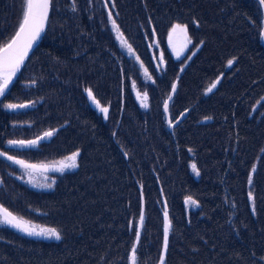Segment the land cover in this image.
<instances>
[{
  "label": "trees",
  "instance_id": "obj_1",
  "mask_svg": "<svg viewBox=\"0 0 264 264\" xmlns=\"http://www.w3.org/2000/svg\"><path fill=\"white\" fill-rule=\"evenodd\" d=\"M24 2L0 0V46L15 31ZM106 2L76 0L73 12L72 0H54L45 33L0 101V152L11 153L8 140L52 129L48 141L27 150L30 160L80 152L77 168L46 191L19 182L0 156V203L61 234L44 240L0 226V264H129L134 243L138 264H159L165 211L171 222L165 264H264V46L257 0H112L118 26L141 59L150 58L153 35L165 49L174 23L185 24L192 39L183 58L166 52L161 75L147 88V110L131 95L135 63L116 48ZM175 81L170 115L189 111L169 130L163 102ZM86 88L108 107L106 120L87 103ZM4 102L35 106L6 111ZM188 196L198 206L187 212Z\"/></svg>",
  "mask_w": 264,
  "mask_h": 264
},
{
  "label": "snow or ice",
  "instance_id": "obj_2",
  "mask_svg": "<svg viewBox=\"0 0 264 264\" xmlns=\"http://www.w3.org/2000/svg\"><path fill=\"white\" fill-rule=\"evenodd\" d=\"M54 0H25L24 8L22 10V19L18 24L17 31L14 36L3 46H0V96H4L6 91L9 88V85L12 83L13 77L20 70L21 65H23L25 58L28 55L29 50L32 48L33 44L38 40L40 34L45 30V25L49 20L50 9L52 8ZM260 4H264V0H259ZM115 5H113L114 7ZM77 4L76 0H72L71 3V11L76 12ZM108 19L111 23L112 29L117 34V39L121 42L122 46H126L129 52L132 51L131 45L127 43V40L124 38L123 33L120 31L119 26L117 25L115 19L112 17L111 11L108 12ZM153 33H155V29H153ZM181 36L183 38V42L180 45L179 49L173 43V36ZM261 35L264 36V29L261 30ZM169 44L172 46L173 51L176 52V55L179 56L181 52L192 43L191 37L188 35L187 26L179 23L173 24L168 34ZM152 45H150L151 47ZM191 57H189L190 59ZM139 59V57H137ZM234 59H229L227 61L228 66L233 65ZM161 61H163V55L161 54ZM141 67H143V63L141 62ZM159 67V65L157 66ZM144 72L147 75L148 69L144 68ZM220 78L218 77L216 81H214L206 92H211L213 88L216 87V84L219 82ZM31 84H35L36 81L32 80ZM133 87H135V83H133ZM173 92L176 90V84H172ZM85 92L87 93L88 99L96 105V107L102 112L107 119L108 107L102 106L100 101L96 99L93 94L91 88H86ZM137 99L140 100L141 106L144 108L148 107V94L147 92L141 95L137 93ZM171 99V97H169ZM34 103V102H32ZM6 109L14 110L18 108H26L29 107V104H13L9 103L4 105ZM164 109L168 111V102L165 101ZM183 115V113H181ZM205 119H210V117H205ZM169 126L173 124L172 120L168 121ZM56 132V129L49 130L43 134V136H38L34 140L23 141V140H9L7 143L9 145H19L21 147L24 146H36L39 141L51 137ZM79 150L71 153V155L64 158V161L60 163L58 171L63 172L66 168H75L77 167V157L79 156ZM127 155V153H125ZM0 156L5 157L7 160L12 161L15 164L20 165L27 171V175L29 177V183H33L34 186L51 188L53 186L52 183H46L42 185H36L34 183L33 173L36 171H47L46 165H37V164H29L23 160H18L13 156H9L7 152H0ZM194 172L199 174V170L196 167V164L193 163L191 165ZM23 177H21L22 179ZM54 183V180H53ZM249 183H251V177L249 178ZM249 197H252V194L249 193ZM185 203L193 206H197L198 202L193 199L191 196L185 198ZM254 211V209H253ZM144 223V213L141 211L139 215V225L137 227L134 234L136 237V241L139 242L141 236V227ZM0 224L11 226L18 231L27 234L28 236H36L43 237L45 239H61L60 232L55 228H46L40 227L30 224V222L23 220L21 217H17L13 215V213L9 212L7 208H4L0 205ZM171 227V222L168 218L167 211L164 212V225H163V249L166 252L168 247V239H169V231ZM164 252L161 253L159 258V264H165V255ZM137 244L134 243L131 249L130 260L131 264H138L137 261Z\"/></svg>",
  "mask_w": 264,
  "mask_h": 264
},
{
  "label": "rangeland",
  "instance_id": "obj_3",
  "mask_svg": "<svg viewBox=\"0 0 264 264\" xmlns=\"http://www.w3.org/2000/svg\"><path fill=\"white\" fill-rule=\"evenodd\" d=\"M111 3H112V0H107V2L104 3V6L106 8V13H107V26H108V29H109V31L112 34V37H113L114 43L116 45V48L119 49L122 52V54L125 55L127 58H129L133 63H135L136 72H137V79L136 80L130 79V84H129V86H130V92H131V95L133 96V98L135 99L136 104L139 106V108L142 109V110H147V109L150 108V97H149V94L147 92V88H148V86L154 85L155 78H157L158 75H161L162 69L164 68V65H165V58H166L165 57V54H166V52L168 53V56H170L169 58L172 57L173 59H181V58H183L187 54V51L190 48L191 44H189L181 52V54L179 56H177L176 55V52L173 51L172 46L169 44L168 34H169L170 29H171V26H172L171 25L169 27V29H168V31L166 33V37L164 39L165 49H163L161 47L160 43H158V41H157L156 36L153 35L152 38L150 40H148V42H147L148 53H149V57L150 58H147V60L141 59V57H139V55L136 53V51L134 50V48L132 47V45L129 43V41L127 40V38L125 37L124 34H123V36L127 40V43L129 45H131V47H132V51L131 52H129V50H128V48L126 46H122L121 45V42L117 39V34L112 29L111 23L109 22V19H108V12L109 11H111L112 17H113V19H115V13L113 11V6H111ZM23 8L24 7H22V10H23ZM21 19H22V11H21V16H20V19L18 21V24L21 21ZM115 21H116V19H115ZM116 23H117V21H116ZM18 24H17V27H16L15 31L11 35V37H9V39L6 40L1 46H3L5 43H7L13 37V35L15 34V32H16V30L18 28ZM174 24H176V23H174ZM179 24H181V23H179ZM117 25H118V23H117ZM182 25H185V24H182ZM187 31H188V28H187ZM188 35H189V32H188ZM189 37H190V35H189ZM182 42H183V38L181 36H178V35L173 36V43L176 45V47L178 49H179L180 45L182 44ZM150 45H152V46L150 47ZM161 54L163 55V61H161ZM137 57H139V59H137ZM141 62L143 63V67H141ZM158 65H159V67H157ZM23 66H24V64L22 65V67H21L20 70H22ZM144 68H147L148 69V74L147 75L144 72ZM19 74H20V71H19ZM19 74H18V76H19ZM18 76H17V78H18ZM133 83H135V87H133ZM145 92H147V94H148V107L147 108L142 107L141 106V103H140V100L137 99V93H140L141 95H143V93H145ZM6 94H5V96H6ZM86 100H87V103L90 105V107H92L94 109L96 108V106H95L94 103H93V106L90 104V102L87 99V97H86ZM9 103H13V102H4L2 104V108L6 109L4 107V105L9 104ZM13 104H16V103H13ZM34 106H35V103L30 102L29 103V107H27V108H33ZM27 108H25V109H27ZM7 110H9V109H6V111ZM170 110H171V108H170V106H168L169 118L172 120L175 117L174 116H171L172 114H171ZM9 111H12V110H9ZM163 120H164V122H166V116L163 117ZM166 125H167V123H166ZM167 128H168V125H167ZM45 132H47V131H43L41 133H38L37 135H35L32 138H28V139H25V140L22 139V140L23 141L34 140L38 136H42ZM51 137H49L48 139L39 141V143L36 146H24V147H21L19 145H9L7 143L9 140L6 142L7 143V146L9 148H11V153H7L9 156H13L16 159L23 160V161H25L26 163H29V164H37V165H46L47 166V171L40 170V171H36V172L33 173L34 183L36 185H42V184H46V183H52L53 186L51 188L34 186L33 183H29V177L27 175V171L24 168H22L18 164L13 163L10 160H7L5 157L1 156L11 166H13V168H14L13 176L19 182H21V183H23V184H25V185L33 188V189L44 190V191L51 190L54 187V185L56 183V180H57V177L59 175L65 173V172H68V171H73V170H75L77 168V167H75V168H66L63 172L57 170L59 168V166H60V163L62 161H64V158L67 157V156H69V155H71V153L76 152L77 150H75V151H73V152H71L69 154L63 155V156L48 158V159H45V160H35V161H33V160H30L28 158V155L29 154H26L27 150H30V149H38V147H39V145H40L41 142L48 141ZM11 140H15V139H11ZM78 157H77V165H78ZM192 164H193L192 162L189 164V170L193 174V176L198 177L199 174H197L196 172L193 171V169L191 167ZM254 170H255V167H253L251 169L250 173H249V178L251 177V180H252V174H253ZM21 177H23V178L21 179ZM249 178H248V185L250 186ZM53 180H54V183H53ZM249 193H251V192L249 191ZM248 199L252 203V197L250 198L249 195H248ZM183 204H184V207H185V209H186L187 212L189 210H191V209H195L198 206V205L197 206H193V205L186 204L185 203V199L183 200ZM0 205H2V204L0 203ZM4 208H6V207H4ZM8 211L11 212V213H13L9 209H8ZM13 215H15L17 217L23 218V220L30 222V224L37 226V228H40V227L52 228V227H49V226H46V225H43V224H40V223H37V222H33V221H31L29 219H26V218H24V217H22V216H20V215H18L16 213H13ZM163 225H164V223H163ZM0 226L11 227V226L4 225V224H0ZM12 229L15 230L16 232L20 233V234H23V235L28 236L27 234L22 233V232L18 231L17 229H14V228H12ZM29 237L38 238V239H44V240H56L54 238L53 239H45L43 237H36V236H29Z\"/></svg>",
  "mask_w": 264,
  "mask_h": 264
},
{
  "label": "water",
  "instance_id": "obj_4",
  "mask_svg": "<svg viewBox=\"0 0 264 264\" xmlns=\"http://www.w3.org/2000/svg\"><path fill=\"white\" fill-rule=\"evenodd\" d=\"M257 2H258L259 6H260V9H261V13H262V29H264V4H260V3H259V0H257ZM47 23H48V22H47ZM46 27H47V24L45 25V30H46ZM262 29H261V30H262ZM45 30L40 34V37L38 38V40L33 44L32 48H31V49L29 50V52H28L27 57L30 55V53L32 52V50L34 49V47H35V46L38 44V42L41 40L43 34L45 33ZM16 31H17V30H16ZM13 36H14V35H13ZM260 40H261L262 45L264 46V36H262L261 34H260ZM27 57L25 58V60L27 59ZM24 62H25V61H24ZM23 64H24V63H23ZM21 67H22V65H21ZM20 69H21V68H20ZM19 71H20V70H19ZM19 71H18V72L16 73V75L13 77V79H12V83L9 85V88H8V90L6 91V93L10 90L11 86L13 85V83L15 82V80L17 79V76H18V74H19ZM219 78H220V77H219ZM216 80H217V79H216ZM216 80H215V81H216ZM174 83L176 84V89H177V81H175ZM175 91H176V90H175ZM175 91L173 92L172 87H171V90H170V92H169V94H168V96H167V98H166V100H165V101L168 102V106L170 105V103H171V101H172V99H173V97H174ZM6 93H5V94H6ZM206 93H209V92H206ZM4 96H5V95H4ZM4 96H0V100H1ZM86 97H87V99H88L87 93H86ZM169 97H171V99H169ZM88 100H89V99H88ZM165 101L163 102V111H164V115L166 116V123H167V125H168V128L171 130L173 127L177 126L179 123L182 122V120L185 119V117H186L187 114H188L189 109H187V110L181 112V113H183V115H181V113H180V114L177 116V118H176L175 120H173V124H172L171 126H169L168 121L170 120V118H169V113H168V111L166 112L165 109H164V103H165ZM89 102H90V104L93 106V103H92L90 100H89ZM95 106H96V105H95ZM95 109H96V111H97L98 113H100V110H99L97 107H96ZM103 119L106 120L104 114H103ZM42 136H43V135H42ZM48 138H49V137H48ZM48 138H45V139H48ZM45 139H43V140H45ZM138 227H140L139 223H138ZM163 252H164V249H163ZM164 255H165V252H164ZM129 264H131V260L129 261Z\"/></svg>",
  "mask_w": 264,
  "mask_h": 264
},
{
  "label": "bare ground",
  "instance_id": "obj_5",
  "mask_svg": "<svg viewBox=\"0 0 264 264\" xmlns=\"http://www.w3.org/2000/svg\"><path fill=\"white\" fill-rule=\"evenodd\" d=\"M166 100V99H165Z\"/></svg>",
  "mask_w": 264,
  "mask_h": 264
}]
</instances>
